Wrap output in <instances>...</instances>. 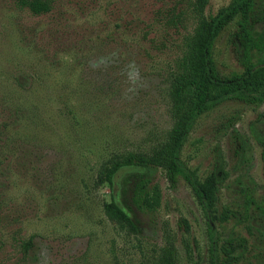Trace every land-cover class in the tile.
<instances>
[{
	"label": "rangeland",
	"instance_id": "rangeland-1",
	"mask_svg": "<svg viewBox=\"0 0 264 264\" xmlns=\"http://www.w3.org/2000/svg\"><path fill=\"white\" fill-rule=\"evenodd\" d=\"M195 1L52 0L48 13L34 15L0 0V264H209L207 221L182 179L169 181L162 168L149 173L160 205L131 203L138 235L117 228L103 208L133 171H121L113 190L97 185L113 154L155 151L177 122L170 72L193 29ZM230 2L207 0L203 16ZM172 12L181 24L169 23ZM253 30L264 32V2ZM235 31L236 20L213 46L223 77L242 70ZM259 138L264 103L227 101L196 120L180 153L201 179L224 171L217 210L234 217L213 232L218 248L245 241L234 264H264Z\"/></svg>",
	"mask_w": 264,
	"mask_h": 264
},
{
	"label": "trees",
	"instance_id": "trees-1",
	"mask_svg": "<svg viewBox=\"0 0 264 264\" xmlns=\"http://www.w3.org/2000/svg\"><path fill=\"white\" fill-rule=\"evenodd\" d=\"M17 4L34 15L48 13L52 0H16ZM264 0H231L230 4L214 16H203L207 0H196L192 8L193 29L181 43V54L174 61L170 72L169 99L177 122L165 142L150 153H116L104 162L97 175V185L107 184L114 189L115 180L125 169L133 171L123 177L120 195L103 205L107 218L120 230L132 235L141 233L138 220L134 218L131 203L148 211L160 205V191L151 186L149 173L162 168L171 182L182 179L191 191L207 221L210 247L209 264H234L243 254L245 241L227 239L220 248L214 239L213 225L227 222L233 213L229 210L218 213L217 202L221 182L225 179L222 168L209 173L203 179L188 168L180 159V153L193 129L196 120L204 113L227 101H238L259 106L264 103V32L253 30V12L256 4ZM236 20L234 38L240 48V72L221 76L212 56L214 43L224 28ZM180 14L170 13L169 23L181 24ZM261 147V161L264 168V138L258 140ZM133 186L129 190L128 185ZM253 198L247 196L244 205V220L249 218L248 210ZM264 215V209L261 210ZM31 241L23 249L31 247ZM221 254V257H220ZM166 263V258L161 261ZM161 264V263H160Z\"/></svg>",
	"mask_w": 264,
	"mask_h": 264
}]
</instances>
